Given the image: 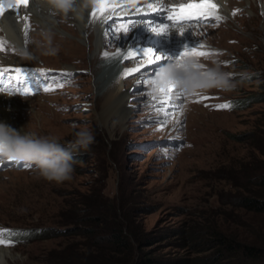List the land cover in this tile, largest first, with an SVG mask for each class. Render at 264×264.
Instances as JSON below:
<instances>
[{
	"label": "rangeland",
	"instance_id": "obj_1",
	"mask_svg": "<svg viewBox=\"0 0 264 264\" xmlns=\"http://www.w3.org/2000/svg\"><path fill=\"white\" fill-rule=\"evenodd\" d=\"M234 1L221 27L218 24L224 19L220 15L212 20L174 23L176 32L201 27L190 28L180 39L172 32L161 33L150 57L155 59L159 52L164 59L155 63H142L147 55L123 59L119 65L125 74L122 87L127 92L123 108L120 104H105L115 85L108 89L109 82L99 89L93 84L101 71L99 65L107 57L138 46L151 47V29L169 26L167 8L140 12L141 0L121 5V14L105 19L100 44L104 55L95 59L93 55L98 51L92 38L94 32L89 40L87 34L82 39L80 33L70 30L77 31L69 15H57L60 25L51 28L59 48L55 55H46L37 44L43 39L35 35H42L44 30L34 22L28 27V51L21 55L22 65L45 67L51 74L42 70V76L60 74L64 80L48 93L20 97L13 90L24 117L32 121L28 131L56 137L63 143L86 127L93 132L95 141L87 151L81 150L75 156L73 177L62 183L43 179L26 164L17 165L15 161L6 165L5 159H0V225L26 234L20 242L3 239L0 247L14 256L10 264H72L63 247L79 238H66L64 234L76 229L85 214L96 216L98 227L122 223V219L116 220L106 211L115 212L116 217L129 216L143 233L153 237L143 249L161 258L160 264H264V250L255 258L237 261L226 253H217L222 247L213 246L206 237L212 230L209 222L214 221L215 228L223 229L232 240L242 242L236 237L243 234L249 243L259 245L255 228L264 240V231L249 225L250 214L232 207L237 203V193L246 194V188H250L246 185L250 168L264 173V101L257 100L240 109L235 103L231 109L218 107L228 100L245 101L251 96L264 99V12L259 3H253L256 11H250L249 1L239 7L236 3L243 0ZM147 20L150 22L145 23ZM8 43L14 44L10 40ZM165 45L173 48L160 52ZM191 48L207 55H187L180 62L195 59L203 69L218 65L237 86L228 91L211 88L193 98L175 89L165 115L158 111L161 103L155 100L148 82L160 65L175 62L181 52ZM6 70L15 71L13 67ZM137 71L142 73L137 75ZM10 73L6 75L10 77ZM176 93H180L179 97ZM36 110L39 116L33 117ZM100 206L105 212L99 210ZM220 211L224 212L223 225L217 214ZM261 219L264 221V216L253 223ZM194 227H199L201 236L188 239ZM30 231L38 232L25 242Z\"/></svg>",
	"mask_w": 264,
	"mask_h": 264
},
{
	"label": "clouds",
	"instance_id": "obj_2",
	"mask_svg": "<svg viewBox=\"0 0 264 264\" xmlns=\"http://www.w3.org/2000/svg\"><path fill=\"white\" fill-rule=\"evenodd\" d=\"M91 3L92 0H41L42 6L51 8L59 15L67 16L72 14L77 17H80L83 10L90 7ZM166 16L179 17L178 14L173 12H169ZM200 19V17L192 19L179 18L175 22L184 23ZM42 36L44 39L37 41V44L44 48L46 55H55L59 48L58 45L54 44L52 34L49 31H44ZM178 63H168L159 69L156 75L148 82L151 92L158 94L160 89H167L169 85H172L184 95L192 96L193 98V95L211 88L228 91L237 86L231 75L224 72L218 65L203 69L198 61L191 58H186ZM15 69H18V67ZM42 70H47L46 74H51L48 69L42 66H23L20 73L22 80L17 79L18 74L16 71L10 73L7 70L6 73H10V78L1 82L4 75L0 76V89L2 87H12L15 94L25 97L48 93L53 90L54 85L64 81L61 80L60 74L49 77L42 76L40 73ZM45 89L48 90L46 91ZM200 98H205V96ZM225 104L229 105L226 101L218 104V106ZM232 107L230 105L228 108L221 109H231ZM94 141L93 132L86 127L75 131L72 140L62 143L56 137L38 135L30 131L21 132L10 125L0 122V159H5L6 165L15 161L17 165H30L40 177L50 182L62 183L70 181L75 171L74 166L77 163L75 156L81 150L87 151ZM2 226L4 225H0V236L3 237L4 241L15 243L16 241L8 239V233L15 232L19 234L21 232L8 231L5 226V228ZM4 241L0 242V245Z\"/></svg>",
	"mask_w": 264,
	"mask_h": 264
},
{
	"label": "bare ground",
	"instance_id": "obj_3",
	"mask_svg": "<svg viewBox=\"0 0 264 264\" xmlns=\"http://www.w3.org/2000/svg\"><path fill=\"white\" fill-rule=\"evenodd\" d=\"M130 1L132 0H92L91 6L84 9L80 17L69 14V16H71L69 21L74 24V27L78 31L77 32L74 29H70L72 32H75V34L80 33L82 35L81 38L84 40H85V34H87L89 40L90 34L94 32L92 34V38L94 37V47L96 49L95 51L96 52L98 51L93 55L94 59L95 56L104 55V49L101 48L100 44L105 34L103 30L105 19L114 14L115 15L121 14L122 10H120L119 7L124 3H128ZM141 1H142V6H140V8L138 9L140 12L143 11L152 12L154 9L157 10L161 7H164V9L167 8V14L169 12H172L173 8H178L180 5L199 2V0H141ZM244 1H249L250 11H256L257 5L256 6L253 5V3L256 4L259 3V8L261 9V11L264 12V0H243L240 1L239 3H236L237 4L236 6L237 7L244 6ZM211 2L216 5V8L214 13L209 15L210 18L206 17V19L212 20L213 16L216 17L221 15L223 17L222 19H224L218 24V26L221 27L224 23H226L225 14L229 15L228 14L229 7L232 4H235V1L211 0ZM0 9H2L0 10V70H6L7 67L9 68L13 67L14 70L16 67H18V69H23L21 55L25 51H28L26 47L27 46L26 40L28 37V32H27L28 27L31 26L32 23L34 22L38 25L39 29L53 33L51 28L55 27L56 25H60L57 22V15L59 14H57L51 8L42 6L41 0H28L27 5L24 4L18 5L17 0H0ZM253 17H255V14L250 16L251 19ZM177 19H179V17H175L174 19L171 20L169 19V17H167V22L169 23V26L171 28L169 26L168 28L161 26L157 28L155 27L156 29H151L152 32L148 41L152 43V46L148 47L147 45H145V47L143 48L151 49V50L156 49L158 45L156 40L159 39L161 33L168 35L169 32H172L173 35L176 37V39L177 38L180 39L181 34L190 30V28L193 27H195V29L201 28L200 26L196 25L190 28H186L182 30V32L180 31L176 32L174 31L175 28L173 27V24L176 23L175 20ZM149 22L150 20H147L145 23H149ZM127 31L128 28L126 29L125 32ZM217 31L219 32V30ZM262 32L264 33V28ZM40 36L36 34L35 38L40 40L44 39L42 35ZM8 40L13 42L14 44L11 45L10 43H8ZM9 48H12V50H9ZM143 48L138 46L130 52L121 55L107 57L99 65L100 66L99 69H101V71L95 75L93 84L99 87V89H104L109 84V82H111V84L108 87V89L111 88L113 85H115V88L109 92V95L105 103L106 105H110L114 103V104H120L121 107L125 106L127 92H125L124 88L122 87V76H124L125 74L123 75V71H120L119 65L121 64V61L123 59L137 55H146L145 52L142 51ZM171 48L173 47H167V45H165L160 49V52L162 53L168 52ZM159 54L160 53L158 52L157 55L159 56ZM150 60H154V58L147 55L146 60L142 61V63H150L149 62ZM92 64L93 62L91 61V65ZM140 73L142 72L137 71V75H139ZM9 78L10 77H8L5 72L1 82ZM175 89L176 88L174 87L173 90ZM12 92H13L12 87H2L0 89V122L10 125L12 128L20 130L21 132L28 131L33 126L32 121L24 117V111L19 107L20 100H17V98L13 96ZM153 94L155 95V100L158 103V101L160 100L159 94L156 93ZM170 96L171 93L168 95V99L170 98ZM38 110H36L35 116L33 117L39 116L37 113ZM12 260H14V256L11 254V252L5 247H0V264H10Z\"/></svg>",
	"mask_w": 264,
	"mask_h": 264
},
{
	"label": "trees",
	"instance_id": "obj_4",
	"mask_svg": "<svg viewBox=\"0 0 264 264\" xmlns=\"http://www.w3.org/2000/svg\"><path fill=\"white\" fill-rule=\"evenodd\" d=\"M257 100L264 101V99H259V97H248L243 100L227 101L229 105L235 103L236 108H246L250 103L257 102ZM240 102V103H239ZM262 150V149H260ZM262 152V151H261ZM257 170L256 168H250L251 173L250 180H247L246 185L250 186L246 194L237 193L236 198L238 199L235 205L232 207L235 210L245 209V212L250 214V220L252 221L249 225L257 227L259 230L264 231V221L261 219L260 222L254 224L253 221L261 216H264V173L263 170L258 173L253 172ZM256 187L260 189H256ZM96 205V204H95ZM102 212L105 210L103 207H98ZM80 212H82L80 210ZM109 212V213H108ZM107 214H111L117 220L122 219V223H118L114 227H110L105 224L103 227H98L95 223L97 222L96 216L83 215L82 220L78 221L76 226L77 230H80L81 234L76 231V229L68 230L64 234L66 238H76L78 240L75 242H68L63 249L70 254L68 260L72 264H160L162 259L153 257L150 255L149 251H144L143 247L146 243H152V238L147 233H143L142 230L134 225V222L129 218V216L119 215L116 217L115 212L106 211ZM220 216V225L224 224L223 215L224 212L220 211L217 213ZM216 214V215H217ZM93 217V218H92ZM87 219V220H86ZM203 220H208L204 218ZM212 226V230H208L206 237L209 238V243L213 246H220L222 250H216L217 253L223 254L231 258H235L237 261L245 260L247 258H255L259 253L264 250L263 238L260 237L259 232L254 231V236L259 237V245H253L248 242L249 238L243 234H238L236 238H242V242L232 240L228 235L224 234L223 229L217 230L214 226V221L209 222ZM219 228V226H218ZM197 229V231H196ZM223 230V231H221ZM249 230V229H248ZM38 231H30V237L27 239L32 240V234ZM199 227L192 228V231L187 235L188 239H196L200 234ZM264 233V232H263ZM45 234V233H43ZM21 237H26L25 233H8V239L20 242L23 240ZM42 237V236H40ZM25 239V238H24ZM221 249V248H217ZM67 264V262H65Z\"/></svg>",
	"mask_w": 264,
	"mask_h": 264
},
{
	"label": "snow or ice",
	"instance_id": "obj_5",
	"mask_svg": "<svg viewBox=\"0 0 264 264\" xmlns=\"http://www.w3.org/2000/svg\"><path fill=\"white\" fill-rule=\"evenodd\" d=\"M28 0H17V4H24L27 5ZM103 7V6H102ZM216 8V5L214 3L211 2V0H199V2H193V3H188L187 5H180L179 8H173L172 12L174 14H178L179 18L181 19H192V18H206L208 17L210 14L214 13ZM2 10V9H0ZM175 16H169V19H174ZM217 19H219V17H217ZM145 52L146 55L151 56L153 54V51L151 49H144L143 50ZM187 55H193V56H204L207 55V53L201 52V51H197L195 48H191V49H185L184 52H181L180 55L178 57L175 58V62H180V60ZM164 58H162L161 56H155L154 60H150V63H155V61H160ZM167 60H172L171 57L166 58ZM163 65H160V67H162ZM179 66V63H178ZM155 70V69H154ZM7 70H0V76L4 75V73ZM17 75V79L19 80V74L21 73V69H15ZM22 86V83H21ZM173 88L174 86L169 85V87L167 89H160L159 90V96H160V100L159 102L161 103V108L158 109V111H161L163 114L167 115V108L170 107L171 105L167 104V99H168V95L170 93L173 92ZM46 91L48 89H45ZM177 96L179 97L180 93H176ZM218 107L220 108H228L230 107V105H219ZM25 167H30V165H24ZM3 241V237L0 236V242Z\"/></svg>",
	"mask_w": 264,
	"mask_h": 264
}]
</instances>
